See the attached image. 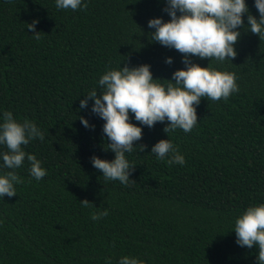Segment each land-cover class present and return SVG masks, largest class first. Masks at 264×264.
Returning <instances> with one entry per match:
<instances>
[{
	"label": "trees",
	"instance_id": "obj_1",
	"mask_svg": "<svg viewBox=\"0 0 264 264\" xmlns=\"http://www.w3.org/2000/svg\"><path fill=\"white\" fill-rule=\"evenodd\" d=\"M87 10L57 9L56 0H0V123L11 111L18 122H34L44 141L22 146L46 169L40 181L25 159L16 169L24 181L17 195L0 197V264H257L258 247L236 243L235 220L249 206L264 204V41L237 29L235 60L216 61L234 72L239 92L228 101L202 98L190 133L169 135L168 122L143 128V138L126 153L136 166L127 186L106 181L91 157L115 159L93 114V100L80 108L108 70L150 65L166 84L185 69L183 54L151 42L154 18L170 21L165 0H83ZM259 19L255 0H246ZM39 21L36 32L27 24ZM172 58L173 63H165ZM208 67L210 60L191 57ZM98 95L100 93L98 92ZM80 117L94 130L86 128ZM185 157L168 166L151 154L168 140ZM7 151L0 145V153ZM10 171L0 158V175ZM88 200L89 207L80 202ZM109 215L93 221L94 212Z\"/></svg>",
	"mask_w": 264,
	"mask_h": 264
},
{
	"label": "clouds",
	"instance_id": "obj_2",
	"mask_svg": "<svg viewBox=\"0 0 264 264\" xmlns=\"http://www.w3.org/2000/svg\"><path fill=\"white\" fill-rule=\"evenodd\" d=\"M165 3L163 11L170 16V21L151 19L148 27L155 31L149 34L150 41L183 54L185 69L175 71L171 80H164L166 84L153 78L150 65L108 70L98 81L99 91L93 88L85 99L80 100L81 109H86L88 101L93 100V114L105 121L103 133L110 141L107 143L110 150L106 151L114 152L115 159L109 162L93 156L91 163L103 173L106 181H119L127 186L136 166L130 164L126 153H132L134 148L143 152L147 147H134L143 138V128L130 122V114H134L139 124L149 128L167 121L164 132L168 135L177 129L190 133L198 123L197 107L202 98L227 102L232 94L240 90L236 74L217 70L212 62L222 64L225 60L236 59L235 45L241 37L237 29L245 26V14H248L249 26L245 28L246 32L264 41V0H255L259 19L250 14L246 0H165ZM56 7L73 11L82 7L87 10L88 4L83 0H56ZM38 23L37 20L27 24V29L36 32ZM41 34L36 32L33 38L40 40ZM191 57L211 62L208 67H201L193 63ZM165 63L171 65L173 59L167 58ZM2 119L0 145L6 146L7 151L0 153V158L10 171L0 175V197H14L17 195L15 186L24 183L15 170L23 165L25 159L35 180L40 181L47 175L41 161L22 147L36 139L43 142L45 137L34 122L27 119L18 122L11 111H5ZM80 120L84 127L94 130L95 126L90 125L87 119L80 117ZM151 154L158 161H166L168 166L185 163V157L170 139L156 143ZM80 204L87 208L91 203L85 199ZM108 215L105 209L94 212L91 219L96 221ZM234 232L240 247H258L257 264H264V204L249 206L235 220ZM119 264H143V261L125 256Z\"/></svg>",
	"mask_w": 264,
	"mask_h": 264
}]
</instances>
